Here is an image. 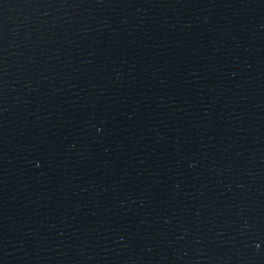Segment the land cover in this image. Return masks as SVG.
Wrapping results in <instances>:
<instances>
[{
    "label": "water",
    "instance_id": "1",
    "mask_svg": "<svg viewBox=\"0 0 264 264\" xmlns=\"http://www.w3.org/2000/svg\"><path fill=\"white\" fill-rule=\"evenodd\" d=\"M0 264H264V0H0Z\"/></svg>",
    "mask_w": 264,
    "mask_h": 264
}]
</instances>
